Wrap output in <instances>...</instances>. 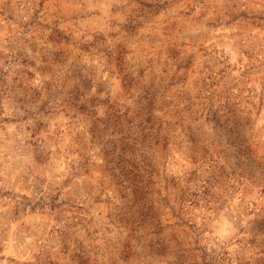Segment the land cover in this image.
<instances>
[{"label": "rangeland", "instance_id": "rangeland-1", "mask_svg": "<svg viewBox=\"0 0 264 264\" xmlns=\"http://www.w3.org/2000/svg\"><path fill=\"white\" fill-rule=\"evenodd\" d=\"M0 264H264V0H0Z\"/></svg>", "mask_w": 264, "mask_h": 264}]
</instances>
